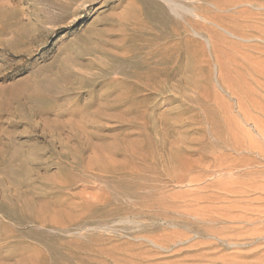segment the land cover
<instances>
[{
	"label": "rangeland",
	"instance_id": "374dc122",
	"mask_svg": "<svg viewBox=\"0 0 264 264\" xmlns=\"http://www.w3.org/2000/svg\"><path fill=\"white\" fill-rule=\"evenodd\" d=\"M0 264H264V0H0Z\"/></svg>",
	"mask_w": 264,
	"mask_h": 264
}]
</instances>
